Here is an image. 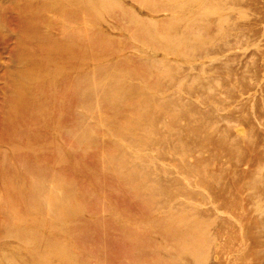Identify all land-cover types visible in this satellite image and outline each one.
I'll return each instance as SVG.
<instances>
[{"label": "rangeland", "instance_id": "374dc122", "mask_svg": "<svg viewBox=\"0 0 264 264\" xmlns=\"http://www.w3.org/2000/svg\"><path fill=\"white\" fill-rule=\"evenodd\" d=\"M0 264H264V0H0Z\"/></svg>", "mask_w": 264, "mask_h": 264}]
</instances>
